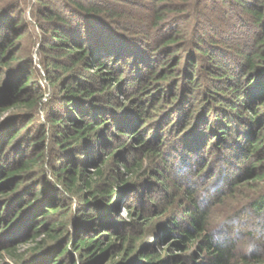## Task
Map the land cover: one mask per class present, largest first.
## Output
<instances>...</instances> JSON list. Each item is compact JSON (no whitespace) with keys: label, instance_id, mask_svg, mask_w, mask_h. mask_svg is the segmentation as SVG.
Segmentation results:
<instances>
[{"label":"trees","instance_id":"obj_1","mask_svg":"<svg viewBox=\"0 0 264 264\" xmlns=\"http://www.w3.org/2000/svg\"><path fill=\"white\" fill-rule=\"evenodd\" d=\"M60 1L0 0V264H264V0Z\"/></svg>","mask_w":264,"mask_h":264},{"label":"rangeland","instance_id":"obj_2","mask_svg":"<svg viewBox=\"0 0 264 264\" xmlns=\"http://www.w3.org/2000/svg\"><path fill=\"white\" fill-rule=\"evenodd\" d=\"M54 2H56V4L57 5H59L60 4V0H54ZM27 16L28 15H30V17L28 16V18L29 19H31V21H32V23L34 22V20L32 19V17H31V13L29 12V9H27ZM17 19H15L14 21H16ZM214 28H216V30H219V32H218V35H220V34H223V36L225 35V32L223 31V29L222 28H220V27H218V23L217 24H214V26H213ZM14 29L16 28L15 26L13 27ZM35 31L36 32H38L39 30H40V28L39 27H37V26H35ZM249 47V46H248ZM219 50H221V49H219ZM213 51H215V52H217L216 50H213ZM225 52H227V51H225ZM32 55H33V60L35 61L34 63H35V65L37 64L36 62V60H37V48L35 47V46H33V48H32ZM223 58H225L226 60H227V58L229 57V56H227V55H223L222 56ZM228 61L230 62V59L228 58ZM39 64H37L36 66H38ZM222 87H223V89H224V87H225V84H222ZM48 92V91H47ZM47 94V93H46ZM45 98V97H44ZM9 110V109H8ZM8 110H5V111H3L2 113H1V116H0V118H4V117H6V115L8 114ZM175 116V115H174ZM169 119H171V120H174L171 116L168 118V120ZM164 122L165 121H167V119H165L164 118V120H163ZM247 143V141H245V142H243V144H246ZM258 143H260V145L262 144L261 142H258ZM233 166H235V164H233ZM120 170H122V169H120ZM202 177H200V176H198V178H196V179H194L193 180V178L192 179H190V177H188V178H186V181L187 182H192V184L193 185H195L199 190H200V188L202 187ZM123 216H126L125 215V213L124 214H122ZM242 225V224H241ZM241 225H233V227L234 228H240L241 227ZM15 234L14 233H11V234H8L7 235V238H12V236H14ZM151 241H154V240H156V239H154V238H151L150 239ZM149 240V241H150ZM150 241V242H151ZM158 243V242H157ZM28 244L29 243H25L24 245H22V246H20V247H18L19 248V250H21L22 248H25V247H27L28 246ZM161 246H163V244H161Z\"/></svg>","mask_w":264,"mask_h":264}]
</instances>
